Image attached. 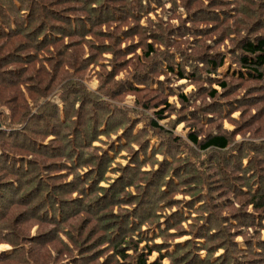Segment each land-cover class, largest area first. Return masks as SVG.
I'll return each mask as SVG.
<instances>
[{"label": "clouds", "instance_id": "1", "mask_svg": "<svg viewBox=\"0 0 264 264\" xmlns=\"http://www.w3.org/2000/svg\"><path fill=\"white\" fill-rule=\"evenodd\" d=\"M264 0H0V264H264Z\"/></svg>", "mask_w": 264, "mask_h": 264}, {"label": "trees", "instance_id": "2", "mask_svg": "<svg viewBox=\"0 0 264 264\" xmlns=\"http://www.w3.org/2000/svg\"><path fill=\"white\" fill-rule=\"evenodd\" d=\"M260 49H264V41L258 46ZM260 59L257 61L258 63H264V52L260 53Z\"/></svg>", "mask_w": 264, "mask_h": 264}]
</instances>
